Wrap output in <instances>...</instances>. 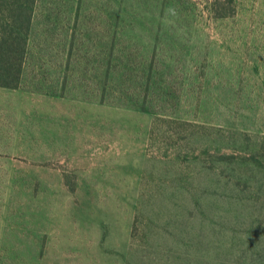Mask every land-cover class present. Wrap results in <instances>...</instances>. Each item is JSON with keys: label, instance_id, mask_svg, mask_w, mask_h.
<instances>
[{"label": "rangeland", "instance_id": "1", "mask_svg": "<svg viewBox=\"0 0 264 264\" xmlns=\"http://www.w3.org/2000/svg\"><path fill=\"white\" fill-rule=\"evenodd\" d=\"M34 14L0 71V264H264V0Z\"/></svg>", "mask_w": 264, "mask_h": 264}, {"label": "trees", "instance_id": "2", "mask_svg": "<svg viewBox=\"0 0 264 264\" xmlns=\"http://www.w3.org/2000/svg\"><path fill=\"white\" fill-rule=\"evenodd\" d=\"M35 8L36 0H0V71L16 81L32 38ZM0 85L11 87L4 81ZM262 151L264 154V140ZM258 166L264 169L263 162Z\"/></svg>", "mask_w": 264, "mask_h": 264}]
</instances>
